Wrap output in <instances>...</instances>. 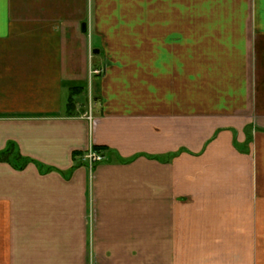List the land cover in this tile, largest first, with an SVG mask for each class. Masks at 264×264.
<instances>
[{
    "label": "crops",
    "instance_id": "0c3cea01",
    "mask_svg": "<svg viewBox=\"0 0 264 264\" xmlns=\"http://www.w3.org/2000/svg\"><path fill=\"white\" fill-rule=\"evenodd\" d=\"M9 143L0 264H264V0H0Z\"/></svg>",
    "mask_w": 264,
    "mask_h": 264
},
{
    "label": "trees",
    "instance_id": "16d2710c",
    "mask_svg": "<svg viewBox=\"0 0 264 264\" xmlns=\"http://www.w3.org/2000/svg\"><path fill=\"white\" fill-rule=\"evenodd\" d=\"M95 149L101 151L98 147ZM31 161V159L21 156L14 143H9L6 149L0 152V162L10 163L19 169H23Z\"/></svg>",
    "mask_w": 264,
    "mask_h": 264
},
{
    "label": "built area",
    "instance_id": "2783aa9c",
    "mask_svg": "<svg viewBox=\"0 0 264 264\" xmlns=\"http://www.w3.org/2000/svg\"><path fill=\"white\" fill-rule=\"evenodd\" d=\"M98 71H93V73H97ZM91 127L94 124V120L92 117L88 118ZM106 159L105 154L102 151L96 150L94 147H90L86 152L84 156V162L86 166L89 168V170L92 172L93 169L97 164H100L104 162Z\"/></svg>",
    "mask_w": 264,
    "mask_h": 264
},
{
    "label": "water",
    "instance_id": "95a60500",
    "mask_svg": "<svg viewBox=\"0 0 264 264\" xmlns=\"http://www.w3.org/2000/svg\"><path fill=\"white\" fill-rule=\"evenodd\" d=\"M94 53L99 54V50H94Z\"/></svg>",
    "mask_w": 264,
    "mask_h": 264
},
{
    "label": "rangeland",
    "instance_id": "374dc122",
    "mask_svg": "<svg viewBox=\"0 0 264 264\" xmlns=\"http://www.w3.org/2000/svg\"><path fill=\"white\" fill-rule=\"evenodd\" d=\"M85 98H86V97H85V96H83V99H84V100H85Z\"/></svg>",
    "mask_w": 264,
    "mask_h": 264
}]
</instances>
